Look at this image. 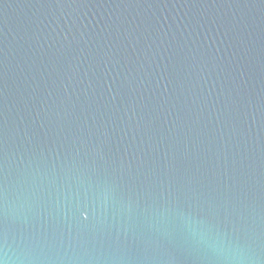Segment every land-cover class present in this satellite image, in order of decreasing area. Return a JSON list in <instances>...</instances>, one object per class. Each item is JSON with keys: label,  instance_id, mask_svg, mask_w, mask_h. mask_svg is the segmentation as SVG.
Wrapping results in <instances>:
<instances>
[{"label": "water", "instance_id": "95a60500", "mask_svg": "<svg viewBox=\"0 0 264 264\" xmlns=\"http://www.w3.org/2000/svg\"><path fill=\"white\" fill-rule=\"evenodd\" d=\"M0 264H264V0H0Z\"/></svg>", "mask_w": 264, "mask_h": 264}]
</instances>
